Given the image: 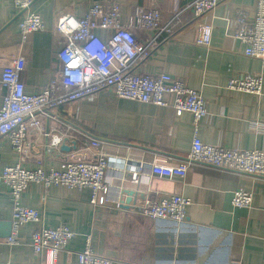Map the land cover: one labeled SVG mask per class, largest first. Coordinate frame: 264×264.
<instances>
[{
    "label": "crops",
    "instance_id": "crops-1",
    "mask_svg": "<svg viewBox=\"0 0 264 264\" xmlns=\"http://www.w3.org/2000/svg\"><path fill=\"white\" fill-rule=\"evenodd\" d=\"M95 1L107 0H33L31 9L42 16L45 28L22 41L18 29L20 17L13 1L0 0V65L23 57L21 80L25 91L35 93L43 89L59 66L55 51L62 38L54 29L56 15L70 11L80 17ZM117 1L123 19L138 7L161 9L163 24H169L171 31L162 33L157 44L135 62L133 69L152 75L167 73L202 93L207 115L198 126L201 141L227 148L264 150V67L260 59L244 54L245 44L232 36L235 29L229 24L238 8L252 13L254 0H225L200 18L193 15L192 0ZM200 20L213 25L208 47L195 43ZM133 32L144 43L155 34L138 27ZM96 33L105 40L110 31L97 29ZM257 72H262L263 77L260 95L226 88L229 77ZM164 98L169 105L159 106L117 97L107 88L92 98L61 105L58 112L62 119L100 139L105 153L122 159L117 165L111 161L112 167L106 172L114 184L110 193L124 200L127 196H121L117 189L128 187L134 194L122 207H97L89 202L90 190L86 187L45 188L40 183H30L20 202L38 209L41 220L22 225L17 244L9 245L6 237L0 238V264H42L30 246L31 231L40 225L55 227L60 223L71 227L74 236L59 251L56 264H78L76 253L83 248L87 235L93 250L109 256L110 264H264V175L202 163L191 164L183 177L150 173L148 163L155 159L170 164L182 162L193 137L191 114L176 115L171 106L173 95L166 93ZM69 111L74 117L67 116ZM254 120L262 123L257 133L249 131ZM27 141L31 148L22 162L27 168L34 167L38 160L44 166L58 168L73 149L64 151L60 146L48 145L49 139L35 131L28 133ZM65 145L71 147V141ZM18 160L9 140L0 137V164ZM125 163L129 164L126 170L143 164L140 181L132 183L127 176L129 172H121ZM239 187L252 189L249 207L232 205L233 192ZM165 193L190 199L184 222L152 219L137 213L146 199ZM11 217L9 189L0 186V222L8 223Z\"/></svg>",
    "mask_w": 264,
    "mask_h": 264
},
{
    "label": "built area",
    "instance_id": "built-area-1",
    "mask_svg": "<svg viewBox=\"0 0 264 264\" xmlns=\"http://www.w3.org/2000/svg\"><path fill=\"white\" fill-rule=\"evenodd\" d=\"M19 14L18 29L22 41L33 32L45 28L42 16L31 9L33 0H12ZM225 0H192L190 7L197 18L211 11ZM164 15L157 6L138 7L126 19L117 0L95 1L84 14L75 16L70 11L56 15L55 32L62 38L56 49L58 69L53 78L40 91L26 92L21 80L25 61L17 56L9 63L0 65V137H6L19 155V160L8 165L0 164V186L7 187L12 199L11 231L5 239L9 245L19 242V230L27 223H38L41 214L32 206L22 205V193L32 182L43 187L63 185L72 188H88L89 202L97 207L120 205V197L110 193L114 185L106 176L111 161L121 164L117 156L101 149V140L81 132L70 121L59 115L63 104L76 102L84 97L92 98L102 89H111L117 97L167 106L164 95H173L172 108L176 115L191 114L193 137L185 159L178 164L159 160L148 163L150 173L160 177H183L194 163L234 170L254 176L264 175V150L259 148L236 149L221 144L204 143L198 136L200 120L207 115L202 93L187 86L178 77L167 73L155 75L138 73L133 65L155 46L162 33H169V24H163ZM229 24L235 29L232 36L245 44L246 56L260 59L264 67V0H254L253 11L238 8ZM153 30L155 34L148 42L139 41L133 28ZM213 25L199 21L196 25L195 43L208 47ZM97 29L110 31L102 39ZM262 72L236 74L227 80L226 88L254 95L262 93ZM69 118L74 117L67 112ZM46 122V127H44ZM262 123L254 120L249 131L257 133ZM35 131L48 137V145L58 147L65 139L76 141V147L62 159L58 168L44 166L40 160L32 168L22 162L30 150L27 135ZM65 141V143H66ZM125 162V161H124ZM142 163L121 172L127 173L132 183L140 181ZM119 166V165H118ZM117 170V166L115 168ZM122 176V175H121ZM253 191L239 187L233 192L231 203L235 207H249ZM190 199L181 194L165 193L155 199H146L138 206L137 213L152 219L184 222ZM74 231L66 223L55 227L37 226L30 234V246L42 264H56L57 255L64 250ZM78 264H110L111 258L95 252L90 236L85 237L84 246L77 251ZM3 264H11L5 262Z\"/></svg>",
    "mask_w": 264,
    "mask_h": 264
},
{
    "label": "water",
    "instance_id": "water-1",
    "mask_svg": "<svg viewBox=\"0 0 264 264\" xmlns=\"http://www.w3.org/2000/svg\"><path fill=\"white\" fill-rule=\"evenodd\" d=\"M46 139H48V137H45ZM65 141L66 139L59 145L60 149L64 150V151H68L70 150V148H75L76 147V141L73 140L71 141V147L65 145ZM118 193L122 196L123 194H125L127 197L123 200L122 198H120V207L124 206V202L125 204H128L131 200V196L134 194V190L132 188H128V187H120L117 189ZM1 225H4L6 228L3 229L1 228ZM11 231V221H9L8 223H1L0 222V238H5L7 236H9Z\"/></svg>",
    "mask_w": 264,
    "mask_h": 264
},
{
    "label": "rangeland",
    "instance_id": "rangeland-1",
    "mask_svg": "<svg viewBox=\"0 0 264 264\" xmlns=\"http://www.w3.org/2000/svg\"><path fill=\"white\" fill-rule=\"evenodd\" d=\"M101 254H104V253H101ZM104 255H106V254H104Z\"/></svg>",
    "mask_w": 264,
    "mask_h": 264
}]
</instances>
